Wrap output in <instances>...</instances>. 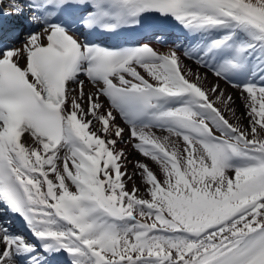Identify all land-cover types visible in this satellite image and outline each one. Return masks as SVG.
Returning a JSON list of instances; mask_svg holds the SVG:
<instances>
[{
    "label": "snow or ice",
    "instance_id": "6c2138e0",
    "mask_svg": "<svg viewBox=\"0 0 264 264\" xmlns=\"http://www.w3.org/2000/svg\"><path fill=\"white\" fill-rule=\"evenodd\" d=\"M0 264H264V0H0Z\"/></svg>",
    "mask_w": 264,
    "mask_h": 264
},
{
    "label": "bare ground",
    "instance_id": "6f19581e",
    "mask_svg": "<svg viewBox=\"0 0 264 264\" xmlns=\"http://www.w3.org/2000/svg\"><path fill=\"white\" fill-rule=\"evenodd\" d=\"M208 76V75H207ZM208 81L213 83V82H217L216 80L212 79L211 77L208 76ZM219 83V82H218ZM210 84V83H209ZM220 84V87L221 89H223L225 91L226 94L228 95H231L235 101V103L232 105L233 108L236 109V116L240 118L239 122L242 123L243 125H247L248 123V120L247 118L243 115L246 111L245 107H244V101H242L238 96L237 94L235 93V90L225 86V85H222L221 83ZM210 97L212 99H215V97H212L211 96V93H209ZM221 108L223 107V105H219ZM226 116L229 118V120L233 123H237V120L233 117L232 113L231 112H227L226 113ZM123 147V145H122ZM127 151L129 153V156H131L134 160H137V159H143L142 157L136 155L134 152H132L129 148V145L127 147ZM151 166L153 167V169L157 172H159V168L152 162L150 163ZM128 171L131 172L133 171V168L131 166V164H129V168H128ZM136 183L137 184H140V179L139 177L137 176L136 178ZM129 187H131V184H129Z\"/></svg>",
    "mask_w": 264,
    "mask_h": 264
}]
</instances>
